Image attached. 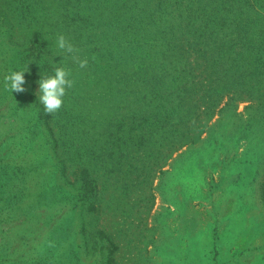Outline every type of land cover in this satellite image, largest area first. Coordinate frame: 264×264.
<instances>
[{
	"label": "rangeland",
	"instance_id": "rangeland-1",
	"mask_svg": "<svg viewBox=\"0 0 264 264\" xmlns=\"http://www.w3.org/2000/svg\"><path fill=\"white\" fill-rule=\"evenodd\" d=\"M27 3L28 17H23ZM235 3L234 14L227 16L222 11L228 0H0V72L5 70L0 95H6L1 91L6 70L22 64L26 74L23 89L14 90L13 99L0 109V154L20 157L15 151L25 146L38 162L31 161L26 170L27 180L38 181L23 188L24 196L17 184L21 195L11 200V186L0 179V264H264V119L259 113L264 88L250 89L257 76L237 85L232 105L238 116L216 112L195 143L164 162L155 151L161 145L155 153L147 151V157L141 154L131 167L125 163L129 156L123 165L117 163L121 153L115 150L104 173L94 148L85 166L105 192L91 199L82 197L76 171L81 132L87 129L91 139L102 130L98 142L105 144L118 120L106 80L120 76V55L131 52L135 67L140 53L158 52L155 74L166 80L173 66L187 60L186 52L179 51L188 48L183 40L194 42L206 28L224 27L220 35L241 44L249 41L243 36L248 30L249 38L262 39L264 0ZM60 35L73 46L71 52L57 46ZM119 37L128 53L125 45H117ZM132 39L140 47L134 55ZM32 40L46 44L49 64L44 69L31 53ZM81 60L87 63L81 66ZM231 64V59L222 61L219 73L236 66ZM238 64L235 68L242 70L244 64ZM57 66L68 69L73 81L64 96L78 99L62 104V113L47 120L40 117L39 81ZM194 72L199 75L200 67ZM228 100L223 97L219 108ZM136 103L128 102L130 107ZM87 113L91 121L80 128L75 119ZM220 116L226 118L219 123ZM222 140L224 147L219 146ZM4 164L0 178L7 170Z\"/></svg>",
	"mask_w": 264,
	"mask_h": 264
},
{
	"label": "trees",
	"instance_id": "trees-1",
	"mask_svg": "<svg viewBox=\"0 0 264 264\" xmlns=\"http://www.w3.org/2000/svg\"><path fill=\"white\" fill-rule=\"evenodd\" d=\"M158 1L161 4L163 0ZM117 2H120V0H117ZM228 3H230V5L224 6V10L222 11L225 12L227 16L234 14L235 6L233 5H236L235 0H228ZM29 4L30 3H27L26 7L22 6L21 15L23 17H28L25 9L29 7ZM236 8L241 10L239 13L247 15L240 7ZM209 11H211V15H213L214 10ZM242 14L239 17H241ZM25 22L28 23L27 20ZM261 25L262 28L260 31L263 33L264 21ZM216 29L217 28L210 30L206 28L201 31L197 38L200 40L193 39L194 42H191L189 41V39H192L191 37H186L183 40L189 43L188 48H182L179 51L186 52L187 60H185L179 68L173 66V70L166 75V78H169L166 80L165 77L155 74V69H157L155 65L157 61L156 54H158V52L153 55L146 54V52L140 53L141 56L138 57V59L141 63L137 64L135 67V59H133L131 52L130 54L120 55L117 64V68L121 67L119 72L120 76L115 77L114 80H106L107 91L111 93L108 102L117 106L118 112V120L112 122L114 128H111L113 131L106 137V143L100 145L101 141L98 142V139L105 134L102 130L96 137L91 139L89 136H86L89 131L85 128L83 123L86 124L87 121H91L88 113L84 114L82 118L76 117L75 119V123H80V128L83 127L87 131H82V137L77 138L83 143L77 144L79 149L75 153V157L78 159L76 162V171L80 173L79 181L81 183L80 188L83 198L91 199V197H95L103 191L105 192V185H100L99 178H93L91 168L85 166V162L94 155V148L99 151L97 163H100L99 165L102 166V171L105 170L104 173H106L107 168H110L108 165L113 163L110 157L112 156L111 154L115 153L111 152L115 150L121 153L117 163L123 165L121 160L129 156V160L125 163L127 167H131L136 164L141 154L147 157L148 155L145 154L147 151L155 153L154 147L161 145L158 147L162 148H157L158 150L155 151L160 155L158 157L159 161L164 162L172 152L190 143H195L196 139L200 138L204 133L206 125L211 121L216 112H220L221 114L233 112L230 114L231 116H238L234 112L232 101L235 99V93L238 90L237 85L242 81V78L251 80L257 76L252 80L254 83L250 86V89L264 88V37L261 39L260 35L256 36L255 39L253 37L249 38L250 30L244 31L243 36L249 41L241 44L240 41H236V38L231 35H229L231 37L229 40H227V34L220 35L224 31V27H220L218 30ZM207 31L211 32L207 35ZM120 39L121 37H119L117 45L122 49L125 42L124 39L121 41ZM181 41L182 40H180V44H183L184 42ZM130 44V49H133L134 55L135 50H138L140 47L136 45L134 39L130 41ZM209 44H211L210 46L213 44L217 47L210 48ZM45 45L43 41H31V53L36 56L37 62L43 69L49 64L48 53L43 48ZM198 46L202 47L198 48ZM186 49H190L191 51L188 52ZM125 51L128 53L127 46ZM226 52L229 53L225 54ZM193 53L197 54L195 61L189 59L190 55ZM111 55L114 56L112 53ZM164 55L165 53L162 54V56ZM10 56L8 58L12 60ZM227 58L231 59V62H233L231 65L236 66H231L225 72L219 73V67L222 61ZM147 62H149L151 66H149ZM238 63L244 64L242 65V70H240L241 68H239V70L236 69L239 67ZM21 65L14 69H20ZM198 66L201 70L199 75L194 72L196 68H199ZM132 67L136 68V71H134ZM106 68V71L110 74L107 76H112L113 74L109 72V67L107 65L105 69ZM148 68L152 73L148 71ZM6 71L10 72L11 70L8 69ZM23 75L26 76L25 72ZM70 76L75 79L72 75ZM1 81L6 83L4 78H2ZM1 91L2 93H6V95H0V109L5 103H10L14 94V90H11L6 84L2 86ZM226 96H229L228 102L225 103L223 107L219 108L218 102ZM73 99L76 100L78 98L66 94L63 96L62 104L64 105L65 102ZM134 99L137 100L138 103L130 107L128 102ZM262 101L263 107L260 109L259 113L264 119L263 98ZM62 109L63 107L60 106V111L58 110V112L52 113L45 112L44 110V112L40 114V117L53 120L54 117L62 113ZM85 117L87 120H85ZM225 118V116H220L218 122L220 123ZM243 130L244 127H241L237 132L240 134ZM227 137L228 135H225L223 138L226 140ZM225 140L219 142L220 147H224V143H226L224 142ZM2 146L3 145L0 144V149ZM104 146L105 149H103ZM82 147L84 148L80 149ZM220 149L216 147L214 150L224 152L223 148ZM23 151L27 152L20 153ZM15 153L21 154V156L11 157V155H6V157L0 154V157L6 158L5 160H1L0 163L5 162L4 167L7 169L2 172L3 177L0 179H2L5 184L11 186V200L15 198L16 195L19 196L23 194L22 196H24L25 192L23 193V188L26 190L27 186L33 185L38 181L37 177H31L29 180L26 178L28 175L26 170L32 168L30 164L31 161L38 163L30 158L34 155L33 152L28 151L24 146V148H17ZM95 156H97L96 153ZM31 180L34 181L30 183ZM17 184H19L17 188L22 190L21 194H17L18 192H16L17 189H15V186H17ZM133 186L134 185H128L127 187L130 188ZM17 199L18 198L14 199L12 202H15Z\"/></svg>",
	"mask_w": 264,
	"mask_h": 264
},
{
	"label": "clouds",
	"instance_id": "clouds-1",
	"mask_svg": "<svg viewBox=\"0 0 264 264\" xmlns=\"http://www.w3.org/2000/svg\"><path fill=\"white\" fill-rule=\"evenodd\" d=\"M57 46L61 49L72 51V45L67 43L64 36L60 35L57 38ZM87 63L86 60H81L80 64L83 66ZM24 72L25 69H13L4 77L6 86L11 90H22L24 87ZM40 85V101L44 105V110L53 112L60 108L63 101V96L67 87H71L73 81L69 79V70L63 66L54 68L53 74L41 76Z\"/></svg>",
	"mask_w": 264,
	"mask_h": 264
}]
</instances>
